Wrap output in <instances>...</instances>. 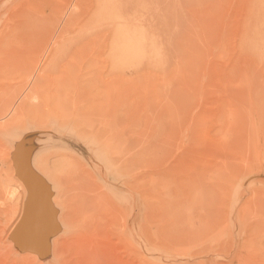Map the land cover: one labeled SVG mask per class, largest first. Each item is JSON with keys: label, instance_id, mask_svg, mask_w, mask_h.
I'll list each match as a JSON object with an SVG mask.
<instances>
[{"label": "rangeland", "instance_id": "1", "mask_svg": "<svg viewBox=\"0 0 264 264\" xmlns=\"http://www.w3.org/2000/svg\"><path fill=\"white\" fill-rule=\"evenodd\" d=\"M117 30V43L147 53L112 50ZM0 52V264H43L9 247L20 212L6 202L7 189L19 192L8 149L23 144L50 189L35 156L52 175L62 153L96 172L84 154L24 140L40 127L90 139L85 97L117 85L153 145L152 209L140 198L134 239L114 237L100 264H264V0H0ZM114 191L127 205L130 191ZM62 240L54 264H93Z\"/></svg>", "mask_w": 264, "mask_h": 264}, {"label": "bare ground", "instance_id": "2", "mask_svg": "<svg viewBox=\"0 0 264 264\" xmlns=\"http://www.w3.org/2000/svg\"><path fill=\"white\" fill-rule=\"evenodd\" d=\"M136 13L137 12H135L134 14L137 15ZM134 14L130 13L129 17L126 18L135 19L137 16H139V13L136 17ZM141 16L143 15H140V17ZM117 19L120 23L124 20L121 13L117 15ZM132 19H130V21ZM143 20L144 19H142V21ZM119 22L118 26L120 24ZM124 23L125 22L123 21V23L121 24ZM113 24L114 23H112V25ZM115 25H117L116 22ZM120 26L124 27V25ZM128 27L129 26H127L126 30V27L124 29L121 27L124 31H119H121L123 34H129L130 32L132 33V26L130 28ZM134 29L141 31L143 30L138 26ZM119 31L117 30V33L114 32L115 36L112 35L113 32L110 31L112 33L110 35L114 37H111V40L112 42H114V44L111 41L110 42L112 45L106 43L108 40L107 38H105L106 42L101 41L102 43H100V45H102L103 43H105L106 45L104 44L102 46L109 47L108 45H110V48H112V50H117L124 46L127 49L126 52L130 54L143 55L144 53H147V48L145 49V47H142L141 45H132L134 42H132L131 44V41V45H121L120 41L123 40L122 37V40L120 39V41H118L119 43H117L116 41L118 40V35L122 34ZM125 34L124 36L127 35ZM14 46L15 45H13V47ZM16 50H18V48H16ZM16 52L19 54V51ZM13 53H15V51ZM114 61L116 62V60H113V63ZM117 69H115L117 73L119 72L117 74V80H120L122 71H118ZM116 83L118 84V81ZM117 86L115 88V91L114 89L113 91L111 89H105L106 91H104L101 96L99 95L94 99L89 100L85 97V101H87V103H84L83 105L87 108L84 109V111H87V118L84 119L85 123L83 122V126H88V130L91 132V134L89 135L90 139L87 138L86 132H84L83 129L84 127L79 128L80 130L83 129L82 133L81 131L80 133L78 132L80 141L82 143H80L79 138L74 134L68 136L63 134L60 136L61 133H59L61 141H58L54 139L56 137V131L40 127L36 128V131L29 134L27 139L24 140L26 146L29 145L33 149L37 150H39L42 146L47 147L52 144H54V146L56 144L67 146L68 142H73L74 140L76 141L75 143L78 146L85 144L91 151L90 159L87 158V156L85 157L89 161H91L96 170L95 172L92 167L87 164L85 159L80 157L78 154L62 153L61 157H58L53 161L54 170L57 172H55V175H52V173H50L51 171L48 172L46 168H43L41 159L37 158V156L34 157V167L44 175L48 182L52 184L51 189H53L54 192L51 200L53 205L60 209V212L58 214L59 233L51 236L48 242V258L50 259V262H52V264H54L55 262L54 255L57 250L56 248L58 247H56V245L63 241L62 238H67L66 242L70 243L69 245H71L74 250L80 252L81 255H83L90 261V263L92 262L93 264H100L103 260L99 258L101 257V250H111L112 248H117L111 245L114 237L120 235L124 238L127 236L131 239H134L137 230V209H139L140 206V198L146 197L144 204L148 205L149 210L152 209L150 188H152L151 186L153 185V182L150 177L152 174V163H154L152 162V153L154 152L153 145L149 141L146 142L140 137V133L138 131V121H136L137 115L133 100H130L129 94L126 92H122L119 88H117ZM4 123L7 124L8 121L6 120ZM80 125H82V123ZM23 128H25L24 130L28 129L27 126H24ZM21 135V133L16 134V139L19 140ZM13 149L14 146L10 147V149H8L7 155L11 162V171L15 177V182L18 187L16 188L19 190V192L17 191L18 195H16V189H7L6 202L8 203V211H13L16 207V209L20 212V216L9 231L8 243L11 250H19L16 247L14 240L11 238V234L23 214L28 190L22 179L17 174L14 157L12 155ZM76 155L79 157H76ZM98 159H100L101 161L99 160L100 162H98ZM142 167L147 168V170L140 171V168ZM113 173H116V176H114ZM97 174H99L100 177H105L106 182L104 184L101 183V181L99 180L100 178ZM121 179L123 180V182H119V180ZM64 187L68 189V193L70 196L67 198V200H61V196H63L64 194ZM115 189H127V191H130V196L126 198L127 205L123 203L124 200L122 201L119 193L117 191H114ZM62 207H66V209L69 211V221L65 218V216L64 218L62 217ZM147 215H150V213H148ZM58 240H60L59 243ZM116 245L120 247V240ZM12 252L14 253V251ZM57 253L55 256H58ZM24 254L26 256H29L36 262L41 261H39V256L37 253L27 251ZM128 255L130 256V253Z\"/></svg>", "mask_w": 264, "mask_h": 264}, {"label": "water", "instance_id": "3", "mask_svg": "<svg viewBox=\"0 0 264 264\" xmlns=\"http://www.w3.org/2000/svg\"><path fill=\"white\" fill-rule=\"evenodd\" d=\"M67 142V141H66ZM74 140L68 142L66 150L85 154L90 159L91 151L83 144L78 146ZM17 174L27 187L28 195L20 221L15 226L11 238L21 251H31L41 257L43 264H52L47 258L49 238L59 233L58 215L51 197L50 185L32 167L30 153L23 144L16 145L13 152ZM18 258L20 253H12Z\"/></svg>", "mask_w": 264, "mask_h": 264}]
</instances>
